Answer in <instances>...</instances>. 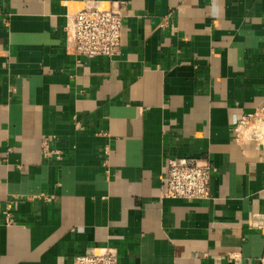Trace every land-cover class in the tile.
Here are the masks:
<instances>
[{
  "label": "crops",
  "instance_id": "0c3cea01",
  "mask_svg": "<svg viewBox=\"0 0 264 264\" xmlns=\"http://www.w3.org/2000/svg\"><path fill=\"white\" fill-rule=\"evenodd\" d=\"M87 3L121 4L113 58L66 46ZM261 105L264 0H0V264H262L264 146L234 135ZM174 156L209 160L211 198L166 196Z\"/></svg>",
  "mask_w": 264,
  "mask_h": 264
},
{
  "label": "built area",
  "instance_id": "2783aa9c",
  "mask_svg": "<svg viewBox=\"0 0 264 264\" xmlns=\"http://www.w3.org/2000/svg\"><path fill=\"white\" fill-rule=\"evenodd\" d=\"M121 4L87 3L76 10L67 7L65 10L64 33L65 43L78 56L94 58L104 56L113 58L121 50L123 37L124 11ZM67 6V5H66ZM250 134H246V130ZM235 140L242 142L251 140L264 144V105L258 106L253 112L245 114L235 126ZM51 136L43 141L44 153L47 156L56 154L61 159L59 149H49ZM166 174L164 184L165 194L170 198L189 200L209 199L212 196L211 173L213 165L206 157L174 156L166 158ZM15 201L9 199L6 204V223L14 224L18 218L13 216ZM250 225L259 228L264 233V213L252 214ZM227 258L235 264H242V258L230 253ZM222 257L215 258L218 264ZM264 264V253L262 256ZM73 264H119V254L115 246H105L102 251L91 246L77 254Z\"/></svg>",
  "mask_w": 264,
  "mask_h": 264
},
{
  "label": "bare ground",
  "instance_id": "6f19581e",
  "mask_svg": "<svg viewBox=\"0 0 264 264\" xmlns=\"http://www.w3.org/2000/svg\"><path fill=\"white\" fill-rule=\"evenodd\" d=\"M245 132H246L247 135L250 134V130L249 129L246 130ZM245 142H251V140H245V141H242L241 143H245ZM261 145L264 146V144H261Z\"/></svg>",
  "mask_w": 264,
  "mask_h": 264
}]
</instances>
